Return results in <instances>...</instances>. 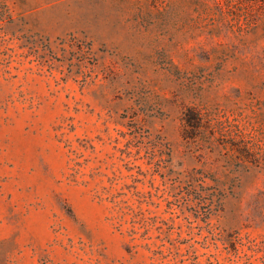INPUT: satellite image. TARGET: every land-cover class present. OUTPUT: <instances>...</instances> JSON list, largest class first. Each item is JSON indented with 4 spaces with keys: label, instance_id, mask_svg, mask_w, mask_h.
Returning <instances> with one entry per match:
<instances>
[{
    "label": "rangeland",
    "instance_id": "rangeland-1",
    "mask_svg": "<svg viewBox=\"0 0 264 264\" xmlns=\"http://www.w3.org/2000/svg\"><path fill=\"white\" fill-rule=\"evenodd\" d=\"M0 264H264V0H0Z\"/></svg>",
    "mask_w": 264,
    "mask_h": 264
}]
</instances>
